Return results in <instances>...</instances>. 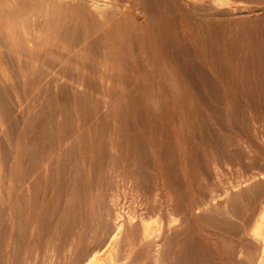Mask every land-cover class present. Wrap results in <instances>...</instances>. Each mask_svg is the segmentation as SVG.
Listing matches in <instances>:
<instances>
[{
	"label": "bare ground",
	"instance_id": "bare-ground-1",
	"mask_svg": "<svg viewBox=\"0 0 264 264\" xmlns=\"http://www.w3.org/2000/svg\"><path fill=\"white\" fill-rule=\"evenodd\" d=\"M254 121L264 0H0V123L15 153L6 163L0 140V264H97L126 223V253L153 231L120 264H264V194L249 216L230 208L264 191V170L204 182Z\"/></svg>",
	"mask_w": 264,
	"mask_h": 264
},
{
	"label": "rangeland",
	"instance_id": "rangeland-1",
	"mask_svg": "<svg viewBox=\"0 0 264 264\" xmlns=\"http://www.w3.org/2000/svg\"><path fill=\"white\" fill-rule=\"evenodd\" d=\"M239 59H242V57H244L243 55H240V56H237ZM251 69H252V72H251ZM239 74V77L241 76L242 78H245V76H244V74L245 73H243V72H239L238 73ZM242 74H243V76H242ZM247 74V73H246ZM248 74H250V75H252L253 77L255 76L256 78H258V72H257V70H256V68H249V73ZM246 87V88H245ZM244 88V89H243ZM242 90H243V94H245V93H248V90H247V86L246 85H243V87H242ZM12 94V95H11ZM15 93L13 92V93H11L10 92V94H9V97L8 98H6V101L8 102H10V103H12V104H10V105H12V108L16 105V96H14L13 97V95H14ZM16 97V98H15ZM16 99V100H15ZM15 101V102H14ZM8 102V103H9ZM39 105V104H38ZM10 113H11V115H10ZM7 116V115H6ZM8 117V118H7ZM6 118H7V120L9 121H13V120H16L14 117H15V115H14V113H13V110H11V111H9V113H8V116H7ZM18 119H20V118H18ZM9 121V122H10ZM6 122V121H5ZM256 123V124H255ZM259 122H256V121H254V123H252V127H256L255 128V130H254V132H255V135H256V133H257V135L256 136H260V137H257V139H254V137H255V135H254V132L251 134V139H250V141L252 142H249V143H244L243 144V142L240 144V145H238V146H234L233 148H231L232 150L234 149V151H236V155L234 154L233 155V157H230V159L228 160V161H226V163H221L220 165H219V167H218V171H217V173H216V175L215 176H213V175H208L207 176V178H206V180L204 181L205 182V185L207 186H212V187H214V189L215 190H217V189H220V186L221 187H229L230 185H233V184H235L236 182H237V180H240L241 178H243V175L247 172V171H249V169L250 170H254L255 169V171H258V170H260L261 168L264 170V125H263V123H259ZM2 123H0V125H1ZM4 124H8L7 122L6 123H4ZM3 124V125H4ZM253 124H255V125H253ZM261 124H262V126H261ZM19 123H18V128H19ZM258 126H259V128H258ZM260 126L262 127V128H260ZM4 126H2L1 125V127H0V140L2 141V153L5 155V161H6V163H11L10 161H12V163L14 162V160H15V153H14V141L13 140H10V138H9V136L4 132V131H6V126L3 128ZM2 128V129H1ZM18 128H16V129H18ZM258 129V130H257ZM261 129V131H262V133L259 131ZM257 130V131H256ZM261 133V134H260ZM262 135V136H261ZM254 136V137H253ZM2 137V138H1ZM4 137V138H3ZM254 139V140H253ZM262 139V140H261ZM5 141V142H4ZM254 141V142H253ZM256 141H257V143H256ZM250 144V145H249ZM253 144V145H252ZM244 145V146H243ZM252 145V146H251ZM255 145V146H254ZM246 146V147H245ZM250 148H249V147ZM237 148V150H236V148ZM9 148V149H8ZM252 148V149H251ZM3 149H4V151H3ZM245 149H246V151H245ZM260 149V150H259ZM11 150V151H10ZM7 151V152H6ZM247 153V154H246ZM9 154V155H8ZM242 154V155H241ZM245 154V155H244ZM251 156H250V155ZM253 154V155H252ZM7 155H8V157H7ZM11 155V156H10ZM239 155V156H238ZM249 155V156H248ZM238 159H237V158ZM243 157V158H242ZM245 157V158H244ZM257 157V158H256ZM263 157V161H262V158ZM242 158V159H241ZM249 158H250V160H249ZM13 159V160H12ZM235 161H234V160ZM231 161V162H230ZM234 161V162H233ZM244 161V162H243ZM252 162L251 163V165H253V166H251L250 165V163L249 164H247L248 162ZM230 162V163H229ZM240 162V163H239ZM242 162V163H241ZM1 163L2 162H0V165H1ZM228 163H229V166H228ZM254 163V164H253ZM244 164V165H243ZM245 164H246V166H245ZM258 164V165H257ZM233 167H232V166ZM230 166H231V168H230ZM240 166V168H238ZM248 166H250V167H248ZM256 166V167H255ZM259 166V168H257ZM21 167H22V169L23 170H27L28 169V167H29V158L27 157V155L26 156H24V158H23V160H22V162H21ZM225 167V168H224ZM227 167H228V169H227ZM235 167V168H234ZM252 167H255V168H252ZM224 170H222V169ZM229 168L231 169V171L229 170ZM247 168H249V169H247ZM257 168V169H256ZM234 169H236V170H234ZM240 169V170H239ZM261 169V170H262ZM226 170H227V172H226ZM246 170V171H245ZM237 171V172H236ZM242 171V172H241ZM245 171V172H244ZM241 172V173H240ZM221 173V174H220ZM222 173H223V175H222ZM218 174V175H217ZM228 175V177H224V176H227ZM232 174V175H231ZM243 174V175H242ZM218 178H217V177ZM221 176H222V178H221ZM232 176V177H231ZM223 177H224V179H223ZM229 177L230 178H232V180L231 179H229ZM228 178V179H227ZM237 178V179H236ZM260 178V179H259ZM223 179V180H222ZM227 179V180H226ZM234 179V180H233ZM262 179V180H261ZM212 180V181H211ZM230 182H229V181ZM258 180H261V181H263L264 182V177L262 176V177H258ZM257 180V181H258ZM207 181V182H206ZM234 182V183H233ZM210 183H211V185H210ZM215 183V184H214ZM253 183H255V182H253ZM252 182L250 183L251 185L253 184ZM50 186H48V190H47V192L45 191V195H47V196H50V194H51V196L52 195H54V193L53 192H55L56 193V189H54V188H56V185H55V182L54 181H51V183L49 184ZM55 185V186H54ZM225 185H228V186H225ZM105 186H107V183H106V185L105 184H103V187H105ZM219 186V187H218ZM51 188H52V193H51ZM239 188H243L244 189V186L243 187H239ZM239 188H237V187H234V188H232L231 190H230V193H232V196H233V194H235V193H237L238 192V189ZM50 189V190H49ZM255 189L254 190H251L249 193H247L248 194V196H249V194H250V196H251V198H249L248 196H247V194H244L240 199H238V200H236L235 202L234 201H232L231 203H232V205L230 204V208L231 209H233L237 214H238V216H245V214L246 215H250L251 213H252V211H254L255 210V208L254 207H256L257 206V204H258V202L262 199V196H263V194H264V191H260V190H256L255 192ZM257 191H259V192H257ZM254 194V195H252V193ZM47 193V194H46ZM260 193V194H259ZM255 194H257L259 197H260V199L258 198V196L257 195H255ZM261 195V196H260ZM258 198H256V197ZM254 199H253V198ZM249 198V199H248ZM252 199V200H251ZM255 200V201H254ZM257 200V201H256ZM241 201V202H240ZM245 201V202H244ZM238 202V203H237ZM255 202V203H254ZM241 205H240V204ZM246 205H245V204ZM253 204V205H252ZM255 204V205H254ZM250 211V212H249ZM242 212V213H241ZM105 212H102V221L101 222H99V223H97V222H95V224H94V228L93 229H95V232H94V230H93V232L95 233V236H97V238H96V240L97 241H101V240H103L105 237H106V234H107V232L106 231H109V228H110V221H109V219H110V216L108 215V217H106L107 215L106 214H104ZM241 213V214H240ZM244 213V214H243ZM250 213V214H249ZM215 215V218L216 217H218L216 214H214ZM214 215L213 216H210V214H204V216H207V217H209L210 216V219L211 220H213V221H218V219H219V217L218 218H216V220H215V218H213L214 217ZM105 216V217H104ZM124 217V216H123ZM108 219V221L109 222H107L108 224H109V227L108 226H106V225H108V224H106V221H107V219ZM153 218V217H152ZM106 219V220H105ZM156 219V217H154V219H151V223H153V221ZM235 220V221H234ZM135 221V220H134ZM232 222L235 224L236 223V225L238 224V227L240 228V229H242V227H240V226H242L240 223H241V220H240V218H236V217H234L233 219H232ZM134 223V222H133ZM97 224V225H96ZM100 224H103V225H100ZM127 224V223H126ZM125 224V226L122 228V234H121V238L122 239H124V240H121V239H118V241H114L113 243H111L110 245L112 246H110L109 247V249H107L108 251H105V252H99V260H98V262H97V264H120V263H122V262H124V260L123 259H127L126 257H128V259H137L136 257H139L138 259H141V251L140 250H142L143 249V247H144V249L142 250V256H144V253L145 252H143V251H145V245H147L148 244V241H146V240H149L148 238H150V236H151V234H150V232L151 231H153V230H145L144 228L142 229L141 227H140V229L141 230H139L138 229V231H137V235H136V239H135V243H136V249L135 250H133L132 252H127L126 253V251L124 250V243H125V240H126V237L128 238V235H126V234H129L128 232L125 234V232L126 231H128V230H126V229H128ZM95 225H96V227L97 226H99V229H98V227L96 228L95 227ZM80 226V227H79ZM83 225L81 224L80 225V223H78L77 224V226H76V228L77 229H79V228H81ZM102 226V230H101V227ZM79 227V228H78ZM83 228H84V226H83ZM108 228V229H107ZM209 228H211V227H209ZM103 229H107V230H104V232L102 233L101 232V234L103 235H101L100 234V231H103ZM126 230V231H125ZM143 230V232L144 233H142L141 231ZM97 231V232H96ZM98 233V234H97ZM106 233V234H105ZM144 234V235H143ZM101 235V236H100ZM150 235V236H149ZM92 237V235L90 234V232H89V230H85V231H83V234H82V237H83V239H84V241H87V239L89 240V239H91V237ZM123 236V237H122ZM138 236V237H137ZM146 236H147V238H146ZM101 237H104L103 239L101 238ZM143 237V238H142ZM117 238H119V236L117 237ZM116 238V239H117ZM120 240V241H119ZM146 241V242H145ZM117 242V243H116ZM118 242H119V244H118ZM123 242V243H122ZM114 244V245H113ZM116 245V246H115ZM141 246H143V247H141ZM118 247V248H117ZM142 249H141V248ZM111 248V249H110ZM140 248V249H139ZM139 249V250H138ZM110 250V251H109ZM137 250V251H136ZM123 251V252H122ZM128 253H130V255L128 254ZM133 253V254H132ZM139 255H138V254ZM125 254V255H124ZM126 254H128V256L126 255ZM131 255H136V256H133L134 258H132L131 257ZM126 256V257H125Z\"/></svg>",
	"mask_w": 264,
	"mask_h": 264
}]
</instances>
